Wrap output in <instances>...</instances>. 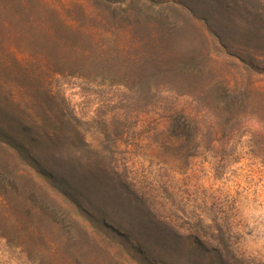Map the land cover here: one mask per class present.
Returning a JSON list of instances; mask_svg holds the SVG:
<instances>
[{
  "label": "rangeland",
  "instance_id": "obj_1",
  "mask_svg": "<svg viewBox=\"0 0 264 264\" xmlns=\"http://www.w3.org/2000/svg\"><path fill=\"white\" fill-rule=\"evenodd\" d=\"M47 1L73 28L0 106V264H264V0Z\"/></svg>",
  "mask_w": 264,
  "mask_h": 264
},
{
  "label": "trees",
  "instance_id": "obj_2",
  "mask_svg": "<svg viewBox=\"0 0 264 264\" xmlns=\"http://www.w3.org/2000/svg\"><path fill=\"white\" fill-rule=\"evenodd\" d=\"M72 28L47 0H0L1 107L24 114L27 100L17 99L15 93L48 89L47 80L64 69L62 60L50 53L70 43ZM180 126L184 131L185 124L176 123Z\"/></svg>",
  "mask_w": 264,
  "mask_h": 264
}]
</instances>
